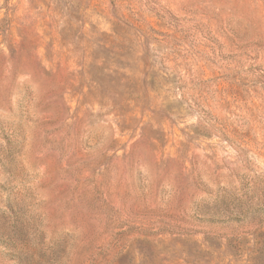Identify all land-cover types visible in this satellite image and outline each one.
Listing matches in <instances>:
<instances>
[{"label":"rangeland","instance_id":"374dc122","mask_svg":"<svg viewBox=\"0 0 264 264\" xmlns=\"http://www.w3.org/2000/svg\"><path fill=\"white\" fill-rule=\"evenodd\" d=\"M0 264H264V0H0Z\"/></svg>","mask_w":264,"mask_h":264}]
</instances>
